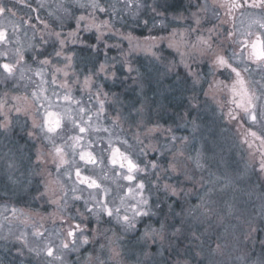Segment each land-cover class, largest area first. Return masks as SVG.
Returning <instances> with one entry per match:
<instances>
[{
    "label": "snow or ice",
    "instance_id": "snow-or-ice-1",
    "mask_svg": "<svg viewBox=\"0 0 264 264\" xmlns=\"http://www.w3.org/2000/svg\"><path fill=\"white\" fill-rule=\"evenodd\" d=\"M38 3L41 8L45 6L44 0H38ZM120 3L121 0H115L114 3H109L105 7L101 0H55L56 13H63V15L57 16V19L60 20L61 29L64 27V20L69 19L75 21L73 30L64 33L63 31H56L55 26L50 28L45 23V31L40 34L38 42L35 31H33L32 37L27 38L25 42L17 39L15 41L17 47L12 50L14 60L0 63V69L3 70L0 72V77L3 78L0 79V82H4L8 78L32 82L31 76L37 77L40 81L36 89L29 95L14 97L17 101L30 102V107L13 104V108L8 111L14 109L17 113L23 112L31 119L33 131H29L28 135L39 136L42 145L46 147L47 157L51 159V163L57 171L55 179H45L44 192L41 193V196L48 198V202L56 205V212L53 213V216L63 219L64 210L68 207V191L60 179L61 175L70 178L74 172L78 184L86 186L89 190L88 196L85 198L83 196L84 189L77 188L75 185L71 188V199L73 201L83 200V211L77 209L81 222L72 224L70 221L74 217H69V226L63 230L64 235L61 237L60 233H57L58 245H53L51 241H45L43 247L34 246L25 238L24 233L16 237L22 248H27L35 257L39 258L42 255L46 257L40 264H54L56 261H59V264H64L62 253L79 251L80 248L89 243H99L101 252L107 247L112 253L109 259H113L119 255V252L112 247L113 238L107 236L109 229H106L104 225L114 221L123 230H131L143 218H148L151 221L153 216H157L158 213L154 209H160L161 204L167 205L168 212L164 213L161 209L159 213L161 218L156 221L159 227L154 228L150 222L147 223L142 238H150L153 241L158 239L160 248H163L164 243H167L170 254L175 257L172 264H189L193 258L194 250L185 245L184 241L188 240L189 236L197 240L200 239V236L191 231L192 224L188 222V217H194L196 210L205 208V198L213 194L212 188L206 189L205 193L199 197L200 204L187 209L186 216L177 222L179 226L177 223H169V220H175L177 216L181 215V213L175 212L172 204L187 203L186 197L189 196L192 189L197 184L203 186L201 183L203 178L197 180L195 176L196 170H201L204 167L200 161V153H197L195 158H186L193 162L194 168L178 159L179 156L184 155L181 149L172 153V159L166 166L156 157L137 162L127 151H122L120 147H117L114 141L115 129L120 128L122 130L121 120H125L127 117H123L117 111L116 115L111 118L110 127H105L100 123L101 120L108 118L105 113L107 111L106 105L110 102V96L113 104L120 103L119 98L114 93L105 90L103 83H97L98 80H112L113 82L117 80L116 63L118 61L115 56H112L110 60L108 51L112 48L119 49L121 45L119 43L109 44L108 40L113 36L127 40L129 53L136 50L150 51L157 40L155 36H147L144 39L148 43L142 44L139 38L134 37L131 33L120 32L111 19L99 20L96 15L97 12L105 13L111 17L113 14L118 15L121 11L127 10L133 18L139 17L142 7L141 0H123L122 9L117 6ZM213 5L225 9V15L232 17L233 21L236 12H240L242 16L246 17L247 30L241 34L246 38L237 37L233 40L232 38L236 36L235 31L224 30V40L232 41L238 45L240 47L239 53L233 49L229 55L227 49L220 42L213 40V32L219 36L218 26L214 25L213 28L208 29L209 35L207 37L199 34L202 21L207 19L205 15H202L209 10L207 2L201 4L199 0H196V3L190 6L198 8V12H192L190 17L179 16L174 17V19H188L190 21L188 31L197 32L196 40L191 44V48L199 52L201 56L206 52L213 51V68L225 69L230 73L228 77L231 80L230 84L224 80H214L209 85L210 91L227 89L231 94V99L228 102L235 107L229 109L227 113L229 119L246 120L252 126H259L264 132V0H213ZM170 6L168 0H164L163 5L157 4L152 11L160 15L161 7ZM79 10L86 12V14L78 15L77 11ZM11 11L6 5L0 3V16ZM56 13L50 12L49 14L55 15ZM144 22L145 24L149 23L148 20ZM163 24L164 22L161 21L162 26ZM192 24L196 27L193 28ZM153 27H155V23H153ZM233 27L235 28V24ZM254 28L261 30L259 34L252 31ZM81 31L93 32L96 43H88L83 40ZM253 36H255L254 40L247 39V37ZM186 37L187 33L177 34L173 32L168 46L170 48L175 47L179 51V45L186 43ZM7 42V35L0 28V46ZM214 43L220 51L213 50ZM69 44H79L83 47L78 51L75 48H68ZM84 48H87L88 51L81 56L79 52H83ZM245 49H248L247 53H245ZM29 52L31 55L27 56L26 54ZM101 52L104 55L103 62L98 59ZM120 55L124 56V59L119 63H122L126 70L132 73L134 69L123 50H121ZM180 55L183 58L185 53L181 52ZM0 58L7 60V52L0 50ZM237 59H239V63L236 62ZM28 61H32L37 66L33 67L32 63ZM77 61L91 65L88 74L84 76L82 81L74 72L72 73L73 78L69 79L70 70L73 69ZM61 62L63 67L59 66ZM251 65H255V68ZM29 73L31 75H28ZM46 73L51 76V83H58L59 88L63 90L62 92L53 90L52 95L56 98L55 101L46 95L48 89L44 85L49 83L45 79ZM61 76L64 79L61 80ZM132 79L136 80L135 77ZM197 80H199L198 75ZM76 86H79L81 92L87 93L89 100L95 99L93 107L84 106L81 99L73 95V89ZM140 88L143 91V84L140 85ZM7 103L6 99L0 100V116L3 117L0 127L5 130L10 124L8 112L5 111ZM137 111L142 112L143 108ZM140 124L143 126L142 130L134 133L136 144L141 146L139 148L140 155L147 156V152L151 151L159 153L162 157L167 151H170L167 145L157 147L151 138L157 133L160 135L169 134V139L174 143L177 138L172 134L171 128L162 129L158 123L149 127L144 123L143 116H141ZM101 133L106 135L94 136V134ZM248 137H251L252 140H249ZM182 139L186 140V138ZM116 140L120 144L127 145L128 148L133 147L128 144L126 139H121L118 135H116ZM145 140L149 142L145 144ZM255 140L259 141V145L250 155L253 157V167H257L259 173L264 176V134L258 135L256 131L246 130L243 142L248 144L249 148H253L252 141ZM85 141H87L86 147ZM94 145H99V147H94ZM257 153L259 154L258 165L255 163ZM76 156H79V161L83 165L90 166L88 175L83 174L75 159ZM44 157L45 152L38 151L37 159L43 160ZM109 165L110 167H108ZM43 171L47 172L48 177L52 176L51 171L47 170V166ZM37 174L41 173L38 172ZM173 180L175 182H172ZM122 181L124 183H121ZM209 183L215 184V181L210 180ZM160 193H163V198L160 197ZM153 195H156L154 202L152 201ZM169 198H174L172 203H169ZM180 206L183 212V204ZM12 212L14 216L19 212V215L24 217V222L27 223V212L15 208L12 209ZM229 212H231V208H229ZM201 215L206 216L207 213L201 212ZM195 218L198 219V217ZM262 218H264V211H262ZM84 221L89 222L87 227L90 231L88 232L85 230ZM91 221H95L96 226L94 228L91 227ZM249 227L251 232L257 231L251 223H249ZM42 228V224L38 227L34 226L32 235L37 239H42L45 235L44 231H41ZM169 229H171L170 232ZM260 230L264 231V228ZM115 235L113 233V236ZM100 237L108 240V244L101 243ZM0 239H7V237H0ZM188 243L190 244L191 240H188ZM260 243L264 244V240ZM182 245L183 247H181ZM197 254L200 253L197 252ZM20 255H23V251L20 252ZM21 264L24 262L21 261ZM78 264H108V261L93 249V252L88 253L85 258L78 260ZM252 264H264V256L254 260Z\"/></svg>",
    "mask_w": 264,
    "mask_h": 264
},
{
    "label": "rangeland",
    "instance_id": "rangeland-1",
    "mask_svg": "<svg viewBox=\"0 0 264 264\" xmlns=\"http://www.w3.org/2000/svg\"><path fill=\"white\" fill-rule=\"evenodd\" d=\"M29 1L31 0H22L21 7L25 4L31 7L32 2ZM44 2L45 6L43 8L40 7L39 3L38 7L42 10L50 8L51 13H56L55 0H44ZM141 2L142 7L137 18H133L132 14L127 10L121 11L118 15L113 14L111 18L105 13H96L99 20L111 19L120 32L131 33L134 37H138L142 44L146 45L148 43L144 39L147 36L157 37L154 42L155 46L150 51L136 50L131 53L128 52L127 40H121L118 36H113L108 40L109 44L119 43L121 45L119 49L112 48L108 51L109 59L111 60V57L115 56L118 61L116 63V69H118L117 80L115 82L112 80H98L97 83H103L105 90L114 93L119 98L120 103L113 104L110 96V102L106 105L107 111L105 113L108 118L101 120L100 123L105 127H110L111 118L116 115L117 111L123 117H127V119L121 120L122 130L120 128L115 129L114 141L117 147H120L122 151H127L137 162L156 157L166 166L172 159V153L176 152L177 149H181L184 155L179 156L178 159L194 168L193 162L186 158H195L197 153H200V161L204 167L201 170H196L195 176L197 180L203 178L201 181L203 186L197 184L192 189L189 196L186 197L187 203L172 204L175 212L181 213V215L177 216L175 220H169V223H177L186 216L187 209L194 208L200 204L199 197L205 193L206 189L212 188L213 194L205 198V208L196 210L194 217H188V222L192 224L191 231L200 236V239L197 240L189 236L188 240H191V243L189 244L188 240H185L184 244L194 250L193 255L196 252L200 253L201 264H252L254 260L264 256V244L260 243V241L264 240V231L260 230L264 228V218H262V211H264V176L259 173L257 167H253V157L250 155V153L255 151L256 146L259 145V141H252L253 148H249L248 144L240 141L239 137H242L247 129H243L240 120H230L227 115L229 109L235 107L228 102L231 99V94L227 89L222 91H210L209 89V85L214 80H224L230 84L231 80L225 78L228 74L226 75L223 69L213 68V51L206 52L201 56L199 52L191 48V44L196 40L197 32L188 31L190 21L188 19H174V17L179 16L190 17L192 12H197L198 8L190 6L194 5L196 0H168V4L171 6L167 8L161 7L160 15H157L152 9L157 4L163 5L164 0H141ZM117 6L122 9L123 0ZM32 10H34V5L28 11ZM21 11V13L12 15V17L17 19V29L13 28V30H22L19 33L21 42H25L27 38L32 37L25 33V29H30L32 35L33 31H35L36 41L38 42L40 34L45 31L44 24L47 22L43 21L40 25L36 22L31 24L30 13H25L26 10ZM213 12L209 8L206 14L202 13L207 19L202 21L199 34L205 37L209 35L205 23H207ZM79 14H86V12L80 10ZM59 15H63V13H56L50 16L52 19L49 24L50 28L56 25L55 30L63 31L64 33L73 30L75 21L69 19L64 20V27L61 29L60 20L57 19ZM153 18L155 19L153 20ZM145 20H148L149 23L145 24ZM161 21L164 22L163 26ZM6 22L11 27H15L14 24L16 23L11 24L9 20ZM69 23H72L73 26L70 29H66L70 25ZM153 23H155V27H153ZM8 25H6V28L9 27ZM192 27L195 28L196 26L192 24ZM81 28H83V25H81ZM173 32L177 34L187 33L186 43L179 45V51L175 47L170 48L168 46ZM81 38L88 43H96L93 32L81 31ZM17 39L18 37L16 36ZM73 46L75 45L69 44L68 48ZM77 46L80 49L83 47L79 44ZM16 47V43L6 46L7 53L13 58L12 50ZM121 50H123L124 55L134 69L132 73H129L126 67L119 63V61L124 59V56L120 55ZM213 50L216 52L220 51L214 44ZM87 51V48H84L83 54ZM181 52L185 53L183 58L180 55ZM98 59L103 62L104 55L102 52L99 54ZM32 66L36 67L37 65ZM59 66L63 67V63L61 62ZM90 68V64L77 61L73 69L70 70L69 79L73 78L72 73L74 72L82 81ZM28 75L31 74L29 73ZM197 75L199 80H197ZM126 77L127 79H125ZM133 77L136 78L135 81L132 79ZM0 79L3 78L1 77ZM45 79L49 81V83L44 85L45 88L49 87L56 92L63 91L59 88L58 83H51L49 74L46 73ZM60 79L62 80L64 77L61 76ZM31 81L8 78L2 82L3 85H5V82L10 84L9 89L4 86V89L0 91V100L6 99L8 101L5 111L8 112L10 124L14 121V115L16 114L27 119L32 125L31 119L23 112L17 113L14 109L8 111L13 108V104L30 107V102L17 101L14 97H23L35 90L40 81L35 76H31ZM141 84H143V91L140 88ZM25 85L27 86L25 87ZM120 89L121 91L119 92L118 90ZM53 90L51 93H53ZM73 95L81 99L82 104L86 107L95 105V99L89 100L87 93L81 92L79 86L74 87ZM55 99L53 97L54 101ZM60 103H63V101H60ZM141 108H143V111L138 112L137 110ZM141 116L144 118V123L149 127L158 123L162 129H172V134L177 138L174 143L169 139V134L160 135L157 133L151 138L152 142L157 144V147L167 145L168 149H170L164 156L161 157L159 153L151 151L147 152V156L139 154L141 146L136 144L134 133L142 130L143 126L140 124ZM2 121L3 117L0 116V123ZM258 130H261L259 126ZM98 135L106 134H94V136ZM116 135L121 139H126L128 144L133 147L128 148L127 145L120 144L116 140ZM32 137L35 139L37 137L40 140L37 135ZM141 138L143 139V136ZM182 138H186V140ZM248 139L252 140L250 137ZM148 142V140H145V144ZM86 146L87 141H85ZM94 147H99V145H94ZM39 151L45 152V150L40 148ZM69 158L71 159V156ZM75 159L79 163L82 172L88 175L90 166L83 165L77 156ZM258 161L259 154L257 153L255 157L257 165ZM8 162L7 160H0V237H7V239H0V264H21V261L24 264H40L46 257L43 255L39 258L35 257L27 248H22L20 241L16 237L24 233L28 241L32 242L34 246L40 247H43L45 241H51L53 245L59 244L57 233L59 232L62 237L64 231L61 232L57 224L58 218L53 216V213L56 212V205L48 202L47 197L41 196V193L44 192L45 179H55L57 171L46 153L43 160L37 159L34 173L32 174V171L30 173L31 179L35 182V186L31 190V196H33L31 203L35 204V207L20 208L14 203H17L20 199V195L25 199L23 193L31 188H28V185L25 186L23 179H21L20 185L19 183H11L12 186H10L9 182H14L13 180L17 175L12 173L14 170L8 165ZM45 166H47L48 171L52 170L51 177H48L47 172L43 171ZM38 172L41 174H37ZM73 175L74 172L68 180H66L65 176H60L68 191V207L64 212L66 213L67 211L68 217H74L70 221L71 223L74 220L80 223L81 218L77 209L83 211V200L73 201L71 199V188L75 185L77 188L84 189L83 196L85 198L88 196L89 190L86 186H78L73 180ZM210 180L215 181V184L209 183ZM172 182L175 181L173 180ZM121 183L124 182L122 181ZM226 185L227 187H225ZM189 187L192 186L189 185ZM159 195L163 198V193ZM173 199L169 198V203H172ZM155 200L156 195H153L152 201L154 202ZM180 204H183V212ZM13 208L24 210L28 213L27 223L24 222V217H21L19 212H17L16 216L13 215ZM229 208H231V212H229ZM161 209L164 213L168 212L167 205L161 204L160 209H154L158 215L153 216L151 221L148 218H143L137 222L135 228L128 231L123 230L114 221L111 224L104 225L106 229H109L107 236L113 238L112 247L119 252V255L113 259H109L112 253L107 247L101 252L99 243H89L80 248L79 251L62 253L64 264H78V260L85 258L88 253L93 252V249L103 259L108 261V264H117V262L118 264H172L175 257L170 254L167 243H164L163 248H160L158 239L153 241L150 238H142L147 223L150 222L154 228L159 227L156 221L161 218L159 215ZM201 212H206L207 215H201ZM195 217H198V219ZM88 223V221H84L86 232L90 231L87 227ZM249 223L255 226L257 231L251 232ZM41 224L43 225L41 231H44L45 235L42 239H37L32 235L33 227H38ZM68 226L69 223L63 225V230L67 229ZM95 226V221H91V227L94 228ZM177 226H179L178 223ZM170 231L171 229H169ZM113 233L116 235L113 236ZM99 239L105 245L108 244V240L103 237ZM21 251H23V255H20ZM164 256L168 258L166 263L164 262ZM54 264H59V261L54 262Z\"/></svg>",
    "mask_w": 264,
    "mask_h": 264
},
{
    "label": "flooded vegetation",
    "instance_id": "flooded-vegetation-1",
    "mask_svg": "<svg viewBox=\"0 0 264 264\" xmlns=\"http://www.w3.org/2000/svg\"><path fill=\"white\" fill-rule=\"evenodd\" d=\"M21 2H22V0H0V3L6 5L8 8H10L12 10L10 13L5 14L4 16H0V28H2L5 31V33L7 35V39H8V42L6 44L0 46V50L7 52L6 46L14 45L15 41H16V36L19 39V33L22 31L21 29H18L17 31L13 30V28L17 29V23H16L17 19L12 17V15H16L17 13H21L22 12L21 10H24V11L26 10L25 13H28V12L30 13L31 24H32V22H36L38 25H40L43 21H46L47 24L49 25L50 21L52 20L50 18V16H52V15L49 14L50 8H46L45 10H42L41 8L38 7V0L29 1V2H32V6L34 5V10H32V11H28V10H30V8L32 6L29 7L28 5L25 4V5H23V7H21ZM199 2L201 4H202V2H204V3L207 2V4L209 5V8L212 11H214L212 13L211 17L207 20V23H205L207 29L213 28L214 25L218 26L219 36H217L216 32H213L212 33L213 34V36H212L213 40L220 42L223 45V47L227 49L229 55L231 54L233 49H236L237 53H239L240 47L238 45L234 44L232 41H225L224 40V30L227 29V30L235 31L236 36H234L232 38L233 40H235L237 37H240L241 39L246 38V37L241 35L243 32H245L247 30V19H246V17L242 16L240 12H236L235 13V20L233 21L232 17L225 15V9H221V8L215 7L213 5V0H199ZM13 5H15V6H13ZM198 11H199V9H198ZM249 11H253V10H249ZM255 11H258V10H255ZM79 12H80V10L77 11V14ZM217 15L219 17L218 19H217ZM7 20H9L11 24L16 23V24H14L15 27H11L10 25L6 24ZM4 23H5V26H4ZM27 23H29V22H27ZM234 24H235V28L233 27ZM6 25H8L9 27L6 28ZM72 26L73 25L71 23L70 25H68V27L66 29H70ZM252 31L256 34H259V32L261 30H259L258 28H254V29H252ZM30 32H31L30 29H28V30L25 29V33H27L29 36H32V33H30ZM247 39L254 40L255 36L247 37ZM214 45H216V44L214 43ZM72 48H75L78 51L80 50V48L77 45L73 46ZM247 51H248V49H245V53H247ZM79 54L82 56L84 55L83 52H79ZM26 55L30 56L31 54H26ZM10 60H14V58L8 54L7 60L0 58V63L8 62ZM28 62L32 63V61H28ZM236 62L239 63V59H237ZM32 65H36V64L32 63ZM251 67L255 68V65H251ZM223 70L226 73V75L228 74L227 76H225V78L228 79L230 73L225 69H223ZM2 71L3 70L0 69V72H2ZM245 75H247V74H245ZM4 86L6 89H9L10 84L5 82V85H3L2 82H0V91H2L4 89ZM47 89H48V91L46 92V95H49L50 98L53 99V96L51 93V91L53 89H50L49 87ZM14 116H15L13 119L14 121L11 122V124L9 125L7 130L0 127V160L9 161L8 165H10L14 170V171H12V173L17 175V176H15V179L13 180L14 182H9L10 186H12L11 183H14V184L19 183V185H20L21 179H23L25 186L28 185L27 187L31 188V189H29V191H25V193H23V195H25L26 200L24 198H22V195H20L21 200L19 199L17 201V203H14V205H16L17 207H20V208L35 207V204L31 203V201H32L31 198H33V196H31L32 195L31 190L35 186V182L33 181V179H31L30 173H31V171H32V174L34 173L35 164H36V160H37V151H39V148H40L42 150H45V153L47 154L46 147L44 145H42V142L37 137H36V139H37L36 140L32 136L28 135V132L33 130V129H32L31 124L28 122L27 119L22 118L16 114ZM240 122H241V125H242L244 130L251 129L252 131H256L258 135L263 134L262 130H258V126H252L250 124V122H248L246 120H240ZM244 137H245V134H243L242 137H239L240 141L243 142ZM77 158H79V156H77ZM10 162H12V163H10ZM109 167H110V165H109ZM51 169H53V168H51ZM28 170H29V173H28ZM117 170H119L118 165H117ZM84 175H86V174H84ZM65 177L67 178L66 180L69 179V177H67V176H65ZM0 180H1V178H0ZM73 180L77 183L78 186L85 187L84 185L78 184L75 174L73 175ZM26 193H27V195H26ZM68 216L69 215L66 211L63 219H60V218L57 219V222H58L57 224L59 226V229H61V232H63L62 226L69 223V217ZM76 223H78L76 220L72 221V224H76Z\"/></svg>",
    "mask_w": 264,
    "mask_h": 264
},
{
    "label": "clouds",
    "instance_id": "clouds-1",
    "mask_svg": "<svg viewBox=\"0 0 264 264\" xmlns=\"http://www.w3.org/2000/svg\"><path fill=\"white\" fill-rule=\"evenodd\" d=\"M189 264H200V254H197V252L194 253L193 258L190 260Z\"/></svg>",
    "mask_w": 264,
    "mask_h": 264
},
{
    "label": "trees",
    "instance_id": "trees-1",
    "mask_svg": "<svg viewBox=\"0 0 264 264\" xmlns=\"http://www.w3.org/2000/svg\"><path fill=\"white\" fill-rule=\"evenodd\" d=\"M122 1V0H121ZM115 2V0H102V4H104V6L106 7L109 3H114ZM109 18H111V17H109ZM119 92L121 91V89L120 90H118ZM120 96V95H119ZM164 258V262L166 263L167 261V256H164L163 257ZM152 262H153V259H152ZM151 264V263H150ZM153 264H155V263H153ZM167 264V263H166ZM201 264V263H200Z\"/></svg>",
    "mask_w": 264,
    "mask_h": 264
}]
</instances>
